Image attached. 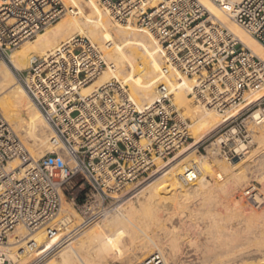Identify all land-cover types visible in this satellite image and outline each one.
<instances>
[{"label": "built area", "instance_id": "2783aa9c", "mask_svg": "<svg viewBox=\"0 0 264 264\" xmlns=\"http://www.w3.org/2000/svg\"><path fill=\"white\" fill-rule=\"evenodd\" d=\"M211 1L264 46V0ZM98 3L114 23L145 29L158 40L164 74H202L189 96L226 119L211 136L227 159L244 151L235 148L239 142L250 146L249 124L264 123V62L223 23L197 0ZM76 10L61 0H0V55ZM105 68L99 47L74 35L55 51L31 57L26 69H14L49 127L50 148L34 159L0 110V245L18 227L28 234L43 228L47 235L66 229L71 216L50 224L75 180L87 191L80 203L75 195L69 203L86 221L100 217L127 185L148 178L159 168L158 159H173L192 139L190 121L164 83L158 85L157 101L142 108L117 80L81 94ZM14 161L18 164L9 166ZM36 248L35 240L27 239L22 250ZM0 264L11 260L0 253ZM136 264L167 263L153 252Z\"/></svg>", "mask_w": 264, "mask_h": 264}, {"label": "bare ground", "instance_id": "6f19581e", "mask_svg": "<svg viewBox=\"0 0 264 264\" xmlns=\"http://www.w3.org/2000/svg\"><path fill=\"white\" fill-rule=\"evenodd\" d=\"M61 1L67 8L73 7L67 5L68 3L78 6L80 14L72 19L64 18L55 22L39 32L34 40H26L28 42L25 41L21 48H8L4 55H0V110L32 152L31 156L38 159L50 148V131L18 82L14 69H26L31 57L55 51L66 45L74 35L97 41L107 61V68L94 81L84 86L81 94L88 95L97 87L118 79L121 84L125 83L130 87L131 99L142 108L141 104L146 106L157 101L158 85L164 83L169 93L173 94V103L181 107L194 122L191 123V138L194 142L192 145L191 141L188 143L183 150V156L171 159L178 158L172 164H164L158 159V167L164 165V168L160 171L157 169L146 186L129 194L109 214L90 224L83 223L74 207L62 197L59 219L57 217L50 227L56 222L67 220L68 216L78 218L75 231L81 230L79 233L83 234V240L80 245L70 249L63 248L55 264H135L141 261L142 256L147 257L155 249L163 255L167 264H177L176 251L180 242L176 236L187 229L192 230L186 240L188 243L184 240L188 244L192 264H264V197L255 186L248 183L249 177L245 174L247 167H251L250 159L255 151L248 147L243 148L239 142L235 148L237 151H244L239 152L235 160L228 159V162L220 163L219 170H213L205 158L199 159L192 150L226 120L211 108L192 102L189 96L191 88L200 80L202 74L186 77L173 70L164 74V51L158 40L145 29L139 28L152 39L146 38L138 28L112 23L105 9L97 3L98 0ZM197 1L213 19L223 23L264 62V46L211 0ZM73 14L76 12L65 15ZM137 59L142 62L135 66L132 63ZM124 61H129L133 69L128 70ZM133 70L140 74L138 79L133 78ZM167 81L171 83H166ZM258 96L256 94L255 97ZM249 126L252 132H256L257 139L264 138V125L250 123ZM263 162L264 159L259 158V163ZM16 164L18 162L14 161L9 166ZM250 171L253 172L251 169ZM207 177H211L212 182ZM243 185L246 186L244 191ZM241 190L244 200L243 196H238ZM228 202L231 209H227L229 212L226 214L225 207ZM72 221L71 218L70 222H65L66 229ZM58 230L50 235L45 233V229L28 234L24 228L18 227L8 243L0 245V253L20 263L22 257L17 251L19 252L26 240H42L39 244L36 242L37 248L32 253L36 260L44 250L56 243ZM139 230L143 231L139 233ZM106 254L111 256L109 262L103 259ZM48 263L47 261L44 264Z\"/></svg>", "mask_w": 264, "mask_h": 264}, {"label": "rangeland", "instance_id": "374dc122", "mask_svg": "<svg viewBox=\"0 0 264 264\" xmlns=\"http://www.w3.org/2000/svg\"><path fill=\"white\" fill-rule=\"evenodd\" d=\"M97 3H98V1H97ZM99 4V3H98ZM67 5H71V6H73V7H75V9L77 8V10H76V14H73V15H64L63 17H61L59 20H62V19H64V18H70V19H72V18H75L76 16H78L80 13H79V11H80V9H79V7L78 6H75V5H72V4H70V3H68ZM99 6H101L100 4H99ZM102 7V6H101ZM103 8V7H102ZM109 17V16H108ZM109 19H110V17H109ZM58 20V21H59ZM110 21L112 22V23H114L111 19H110ZM57 22V21H56ZM54 24V23H53ZM53 24H51L50 26H52ZM116 24V23H115ZM121 26H123V25H121ZM123 27H126V26H123ZM128 27V26H127ZM47 28H49V26L47 27ZM46 28V29H47ZM45 29V30H46ZM141 29V28H140ZM139 32H141L146 38H149V35L147 34V33H144L143 31H141V30H139V28L137 29ZM90 41H91V43L93 42V44H95L96 46H98L99 47V43L97 42V41H93V40H91L89 37H87ZM149 39H152V38H149ZM32 40H34V39H32ZM32 40H29V41H32ZM26 42H28V41H26ZM25 41L23 42V43H21L18 47H16V48H21L22 47V45L23 44H25L26 43ZM100 49V48H99ZM163 60H164V58H162ZM140 62H142L141 60H134L133 61V63L132 64H134L135 66H138V64L140 63ZM124 63H125V66H126V68L128 69V70H131V69H133V66H132V64L129 62V61H124ZM139 69H140V66L138 67ZM132 75H133V78H139V76H140V74L137 72V70H133V72H132ZM180 75V74H179ZM178 76V75H177ZM180 76H183V75H180ZM115 79V78H114ZM115 80H117V81H119L120 83H122L120 80H118V79H115ZM160 83V82H159ZM166 83H171V81L169 82V81H167ZM123 86H126V88H127V90H128V92H129V94H130V96H131V89H130V87L128 86V85H126L125 83H123L122 84ZM173 95V94H172ZM172 102H174V100H172ZM192 102L194 103V104H197L193 99H192ZM150 103V102H149ZM146 104H148V103H146ZM144 106V104H141V107H143ZM177 107L178 108H180V112L183 114V117H185V118H187V119H189V124H190V132H191V123H193L194 124V122L192 121V119L190 118V117H188L186 114H185V111L181 108V107H179L178 105H177ZM219 115V114H218ZM221 117H223V116H221ZM245 117V116H244ZM264 125V123H262V124H260L259 126H263ZM258 126V127H259ZM249 129L251 130V128H250V126H249ZM214 132V131H213ZM212 132V133H213ZM252 132V131H251ZM212 133H209V134H207L206 136L207 137H204V139L202 140L203 142H201L200 144H198L197 146H198V148H194V149H192L193 151H195V156H197L199 159H201V160H203L204 158L207 160V162L212 166V168H213V170H219L218 168H219V165H220V163H224V162H228L227 160V158H226V155H224L220 150H219V147H218V145L216 144V142L214 141V139H215V136H211V134ZM252 134H253V136H252ZM191 141V142H190ZM190 142V144L192 145L193 144V142H194V139L192 140V139H190L189 141H188V143ZM188 143H187V145H188ZM186 145V146H187ZM250 150H253V151H255V153H254V156L252 157V159H250V166L251 167H247V169H246V171H245V174H246V176H247V178H248V183L249 184H251V185H253V186H255V188L263 195V197H264V162H263V164H260L259 163V158L260 159H264V138L263 139H257V135H256V132H252L251 133V144H250V146L248 147ZM29 150V149H28ZM30 151V150H29ZM30 153L32 154V152L30 151ZM183 151H181L177 156H178V158H180L181 156H183ZM213 154H214V156H213ZM176 156V157H177ZM177 158V159H178ZM236 158V157H235ZM177 159H174V160H171V159H168V161L169 160H171V161H166V160H163L162 162L164 163V164H172V163H174V162H176L177 161ZM234 159V158H233ZM233 159H231V160H233ZM259 166H261V167H259ZM261 168L260 170H256V168ZM162 168H164V165H162L160 168H158V170L160 171ZM250 169L253 171V172H251L250 171ZM156 170H153V172H152V175H150L149 176V178H146V179H144V180H138V181H136V182H134V183H132V184H129V185H127L123 190H122V192L120 193V197H118V199L117 200H113V201H111L110 203H109V205H108V209L103 213V215H101L100 217H97V218H91V219H89V220H87L86 221V219H84V218H82L76 211V214H78V216H79V218H80V220L83 222L84 220L86 221V223L87 224H90V223H92V222H94L95 220H99V219H101L103 216H105V214L107 215V214H109L110 212H111V210H113L116 206H118L119 204H121L124 200H125V198L127 197V196H129V194H131V193H135L136 191H138L139 189H141V188H143L144 186H146L151 180V177L153 176V174H156V172H155ZM190 171H192V170H190ZM250 171V173L248 174V172ZM261 174H263V175H261ZM251 175H254V176H252L251 177ZM208 178V177H207ZM208 180L210 181V182H212V178L211 177H209L208 178ZM74 186H73V188L72 189H70V195H67L66 194V200L68 201V202H70V197H71V195H75V196H77V201H78V203H80V200H82V198H83V195H84V193L87 191V187L85 186V185H82L81 184V182H80V180H75L74 181ZM245 185H243V187H244ZM69 189V188H68ZM134 189V190H133ZM136 189V190H135ZM244 189H246V186L244 187V188H242V190L244 191ZM131 190V191H130ZM241 190V192H240V195H238V196H243V194H241V193H243V191ZM128 191V192H127ZM124 194V195H123ZM122 195V196H121ZM239 197H237V199H238ZM243 198V200H244V196L242 197ZM119 201V202H118ZM230 202H228L227 203V207H225L226 208V210L225 209H223V208H221V209H223V210H225V213L229 210L230 211V209H231V204H229ZM229 205H230V207H229ZM230 208V209H229ZM228 209V210H227ZM223 210H221L220 212L221 213H223L224 215H226V214H228V213H224V211ZM228 211V212H229ZM72 217V216H71ZM58 219H59V217H58ZM58 219L56 220V221H58ZM72 219H73V221L71 222V225L69 226V228L68 229H64V230H61V231H58L59 233H58V236H57V240H56V243H54V245L52 246V247H50V248H48V249H46V250H44L43 252H42V254L36 259V260H34V255L32 254L33 253V251L32 252H24L22 249H23V247H24V245L21 247V248H19V252L17 251V254L18 255H20V257H22V263L20 262H15V261H12V259H10L11 260V264H44L45 262H49L48 264H55L57 261H58V259H59V257H60V251L63 249V248H66V249H70L72 246H76V245H80L81 243H82V240H83V234H80L79 232L81 231V230H78V231H75L76 229H77V227H78V225H77V221H78V218H74V217H72ZM202 225V224H201ZM201 225H199V227L201 226ZM43 229V228H42ZM42 229H40V230H42ZM181 228H179V230H180ZM40 230H38V231H40ZM58 230V229H57ZM183 230V229H182ZM188 230V229H187ZM187 230H184V231H181L182 232V234H183V236H182V234H181V232H180V234H177L178 236H180V237H178V236H176V238L178 239V242H180L179 243V245H178V248H177V251H176V254H177V261H176V263L178 264H192V262L190 261V253H189V247H188V242L186 241L187 240V238L189 239V237L188 236H190V233H192V230L190 231V230H188V232H187ZM38 231H36V232H34V233H31V234H35V233H37ZM74 231V232H73ZM143 230H139V233H141ZM183 232H187V233H183ZM185 234V235H184ZM187 234V235H186ZM182 236V237H181ZM187 236V237H186ZM184 240L187 242V243H185L184 242ZM38 244L40 243V242H42V240H37L36 241ZM184 242V243H183ZM167 244V242L164 244V245H166ZM185 245V246H184ZM185 247V248H184ZM187 247V248H186ZM179 249V250H178ZM185 249V250H184ZM22 250V251H21ZM21 252V253H20ZM24 252V253H23ZM154 252H159L158 250H154ZM160 253V252H159ZM25 255V256H24ZM29 256H30V258H29ZM187 256V257H186ZM189 256V257H188ZM26 257V258H25ZM29 259H32L33 258V260H29ZM111 256H109L108 254H106L104 257H103V259L104 260H106L107 262H109L110 261V258ZM143 258H145L146 256H142ZM141 257V258H142ZM180 257V258H179ZM142 258V259H143ZM26 259V260H25ZM28 259V260H27ZM141 259V260H142ZM181 259V260H180ZM98 261H100V260H98ZM119 262H121V260L119 261ZM136 263H138V262H135V264ZM117 264H122V263H117Z\"/></svg>", "mask_w": 264, "mask_h": 264}, {"label": "water", "instance_id": "95a60500", "mask_svg": "<svg viewBox=\"0 0 264 264\" xmlns=\"http://www.w3.org/2000/svg\"><path fill=\"white\" fill-rule=\"evenodd\" d=\"M233 160H235V158Z\"/></svg>", "mask_w": 264, "mask_h": 264}]
</instances>
